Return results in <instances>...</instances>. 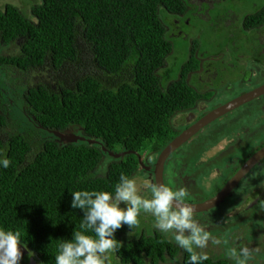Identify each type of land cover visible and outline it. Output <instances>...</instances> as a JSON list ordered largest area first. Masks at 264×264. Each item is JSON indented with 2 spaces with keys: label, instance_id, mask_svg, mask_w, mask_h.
<instances>
[{
  "label": "trees",
  "instance_id": "trees-1",
  "mask_svg": "<svg viewBox=\"0 0 264 264\" xmlns=\"http://www.w3.org/2000/svg\"><path fill=\"white\" fill-rule=\"evenodd\" d=\"M186 8L185 0H41L33 19L15 6L0 9V41H22L20 55L1 61L31 69L25 104L37 126L30 123L28 138L22 128L0 136V155L11 161L0 167V227L21 231L22 245L42 264H54L59 240L79 228L83 211L71 207L70 191H112L121 174L134 177L140 169L136 155L115 158L101 146L157 153L176 135L175 114L199 97L187 81L195 65L182 63L178 79L166 72L172 42L164 21ZM255 12L245 18L250 27L264 24V6ZM24 116L13 117L24 126ZM7 124L0 114V127ZM70 126L98 143H64L48 131ZM36 139L40 147H33ZM258 207L264 210V201ZM130 231L123 225L115 232L116 256L125 262L139 261V244L152 258L170 244L163 235L137 239Z\"/></svg>",
  "mask_w": 264,
  "mask_h": 264
},
{
  "label": "flooded vegetation",
  "instance_id": "flooded-vegetation-1",
  "mask_svg": "<svg viewBox=\"0 0 264 264\" xmlns=\"http://www.w3.org/2000/svg\"><path fill=\"white\" fill-rule=\"evenodd\" d=\"M16 1L28 2L29 9L24 11L16 3H14L13 0H5L3 2V6L0 7V9L5 11L8 5L15 6L22 10L24 16L28 15L27 19H33L32 8L41 2V0ZM185 2L187 3V8L184 13L169 14L170 16L166 20L169 21L170 18L176 17L178 18L176 24H174L172 21H169V24H167L166 21H164L165 28L171 37H173L174 34L184 35L180 26H184L185 23L190 20L189 15L192 11L191 8L195 6L193 2L188 0H185ZM195 7L197 8V11H202V4ZM209 8L210 5L207 3L205 9L208 10ZM183 16L187 17L183 20ZM245 18H247V16ZM245 18L243 20L244 26H240V30H238L237 27L234 29H226L225 26L222 25L221 30L226 32H231L233 30L236 32L237 36L241 37L236 38L237 36L235 37L232 34L228 35V44L232 48V51L222 48L217 53L211 55L205 54L202 56L199 53H196L193 56H190V59L193 58L195 62H189L188 65H195L196 67L187 74V80L193 89L198 92L199 97H197L192 106L175 114L177 115L178 119H173L172 121V129H174L176 132L174 138L212 110L230 102L236 97L244 94L246 91L249 92L253 88L255 89L264 85V73L255 72L257 70L256 65L259 70L261 69L260 66L264 65V24L259 25V27H250L246 24ZM180 19L183 21L181 22ZM218 21L219 19L216 18L215 22ZM256 30L258 31L256 32ZM242 32L249 35L252 32H255V37L257 38H245L247 35L242 34ZM21 43L22 41L20 37L10 41L8 44H4L0 41V114L4 119H7L8 124L12 123V126H15L14 129H19L17 133L22 128L21 133L26 137H30L33 132L32 125L36 126L34 124V118H32L30 115L29 108L25 104V95H27L28 89L31 87L32 83L31 69L27 71H21L12 63L9 65L1 61V59L4 60L5 58L20 55ZM6 49H10L11 53L6 52ZM16 51H19V54H17ZM224 52H227V54L235 53L236 57L240 55L245 56L247 61V69L244 71L247 72L249 70L252 72V79L255 81L254 87L250 89L244 88L245 90H241L242 84L248 83V79L240 82L238 77V80H235L232 77L230 70L225 68L221 69L226 77L218 82L215 81L219 77L215 61L216 59H219ZM221 62L222 61L219 63ZM250 62H253L254 64H251L250 66ZM241 72L242 71H238V74L240 75ZM23 75L24 81H21L20 77ZM38 77L39 76H37V78ZM33 78L36 79L34 76ZM233 83L236 85L235 88ZM230 85H232V87H230ZM230 91H236V93ZM261 97H264V93L257 96L253 101L249 102V104L255 106L256 103L254 102ZM17 111L22 112V115L27 117L26 120L22 119L25 123L24 126L22 125L21 120H17L13 117ZM229 115H232V111H228L224 115L215 118L213 123H211V121V124L208 123L206 126L201 128L200 131H197L194 135H192L183 145L175 149L168 156L164 163L162 170L163 184L170 185L174 188H186L189 194L186 201L187 203H199L216 195V193H218L224 186V182L219 188L215 186L213 188V192L210 194L206 190L214 183H217L216 177L225 171L226 167H230V169L233 168V166H229L233 162H236L237 164L242 161L240 165H237V167L232 170V173L229 175L231 177L241 169L244 163L248 161L254 153L260 150L259 145L262 143L260 141L256 143L257 145L254 148H246L243 150L235 148L234 150L236 152L234 153L230 150H225L223 147L217 152L215 150L210 152V148L207 150H202L200 155L195 149L190 150L186 148L190 145H193L194 143L199 145L206 143L210 138V130L215 131L217 129L218 123ZM30 123L32 124L31 126ZM2 127H0V129ZM48 131L50 130L48 129ZM62 132H64L65 136L67 135L66 133L69 132L80 135V133H78V129L74 128L73 126L63 129ZM9 137L10 136H8L6 139ZM162 149L157 153L150 151L142 155V161L146 166V170H144L143 167H140L138 171H140L145 176L147 182H156V176L154 173L155 162L158 159L159 153L162 151ZM263 201L264 156L259 159L257 164H255L242 175V178L239 180L238 184L221 204L206 211L196 212V216L197 218L201 219L202 223L208 226V231L210 232L212 239L220 238V221L222 220L223 224H225L226 218L230 219V224L234 223L235 220L246 221L250 227L254 228L255 232L258 228V225L264 221V216L262 215L264 214V211H262V209L260 210L258 207L262 206ZM220 206H222V208H220ZM140 221V227L134 230L133 235H131L132 237H137L138 239L139 237L148 235L165 236L153 228L152 225L154 218L150 215H145L142 213L140 216ZM249 229L248 232L251 233ZM259 231L264 232V229H259ZM260 242H262V240H260ZM254 244H257L256 240H254ZM139 245L145 247L143 244ZM165 246L166 247H163L162 251L160 248L156 249V252H160L156 253L157 255L155 258L147 255L145 249L140 247L137 251L138 257H140L138 262H133V260L130 262H125L115 255L114 264H188V257L190 255L189 253L179 248L171 241L169 245L167 244ZM240 246L249 245L247 243H243ZM203 251L207 252V254L210 256V261H204L203 264H218V260H225L226 264H231V262L225 256L223 245L216 246L210 240L208 248ZM261 255L262 257L258 258L257 254H255V264H264V250ZM32 257L35 259L37 264H42L38 261L36 256Z\"/></svg>",
  "mask_w": 264,
  "mask_h": 264
},
{
  "label": "clouds",
  "instance_id": "clouds-1",
  "mask_svg": "<svg viewBox=\"0 0 264 264\" xmlns=\"http://www.w3.org/2000/svg\"><path fill=\"white\" fill-rule=\"evenodd\" d=\"M10 163L6 156L0 155V167L7 169ZM70 192L71 207L81 209L83 216L71 239L59 240L54 264H114L121 248V242L115 238L116 230L127 225L131 229L129 235H133L140 227L142 213L154 218L152 226L156 231L190 254L188 264H203L210 259L203 251L210 240L216 246H224L231 264H254L259 252L251 246L229 247L226 240L212 239L208 226L186 202L189 194L184 187L174 188L160 182L138 185L135 177L121 174L112 191ZM23 237L19 230L0 227V264H19Z\"/></svg>",
  "mask_w": 264,
  "mask_h": 264
},
{
  "label": "rangeland",
  "instance_id": "rangeland-1",
  "mask_svg": "<svg viewBox=\"0 0 264 264\" xmlns=\"http://www.w3.org/2000/svg\"><path fill=\"white\" fill-rule=\"evenodd\" d=\"M5 0H0V7L3 6V2ZM193 2L195 6L202 4V11H197V8L194 6L191 8V13L189 15L190 20L185 23V26H180L182 28V33L184 35H177L174 34L173 37L168 38L172 42V52L167 57L168 67H166V72L168 75L173 79L180 78V75L183 73L182 65L187 63L189 64L190 56H193L196 53L200 55H211L217 53L220 49L225 48L232 51V48L228 44V35L232 34L235 37L237 36L235 31L226 32L222 29V25L225 26L226 29H234L238 28L241 29L240 26L243 25L244 18L248 15L252 16L256 12L255 10L260 7L264 6V0H188ZM21 9L26 11L29 9L28 2H17L13 0ZM209 3L210 8L208 10L205 9V6ZM212 5V6H211ZM218 18L219 21L215 22V19ZM225 18V19H224ZM169 21L177 23L178 18L173 17L170 18ZM169 21H166L169 24ZM259 27V26H257ZM258 30H256L257 32ZM251 33V32H250ZM247 35L245 38H257L255 37V32H252L250 35ZM236 38H241L237 36ZM6 52H10V49H6ZM19 54V51H16ZM222 61L221 63H219ZM216 69L219 73V77L215 80L216 82L224 79L226 76L223 74L221 68L229 69L231 72L232 77L235 80H238V77L241 81L248 79V83L242 84V88H252L254 87L255 81L252 79V72L249 70L246 72L244 70L247 69V61L245 56L240 55L238 57L233 54H227L224 52L219 59L215 61ZM183 63V64H182ZM182 64V65H181ZM254 64L253 62H250ZM227 65V66H226ZM256 65V64H255ZM261 69L259 70L256 65L255 72H262L264 73V65L260 66ZM238 71H242L240 75ZM40 78V75L37 73ZM188 81V80H187ZM263 82V81H262ZM259 83V81H258ZM234 88L236 85L233 83ZM232 87V85H230ZM232 89V88H231ZM235 92L236 91H230ZM254 103H256L255 108L259 109L260 111L264 108V97L257 99ZM253 104V103H252ZM248 110L249 113L256 115L254 112V108L248 104L241 108L236 109L232 115L225 117L222 121H220L217 125V128L222 131V133H231L230 128L233 126V129H238L239 126L243 127L244 124H252L255 120L258 119L256 117L247 118V115L244 112ZM29 118V117H28ZM174 120H177L178 117L175 115L173 117ZM10 123L0 129V136L3 139H6L8 136H12V134L17 133V129H14L15 126ZM28 138V137H26ZM38 146L40 147V140L36 139L33 141V147ZM230 167H226L225 171H227ZM102 170V169H101ZM138 185H142L143 183L147 182L145 176L138 171L137 175H135ZM225 178V176H222ZM217 186L218 188L221 184L214 183L209 188H207V192L210 194L213 192V188ZM123 206V205H121ZM223 206V205H222ZM220 206V208H222ZM262 207V206H261ZM219 208V209H220ZM263 208V207H262ZM262 211H264L262 209ZM264 216V214H262ZM220 230L219 233L221 234L220 239L228 241L229 247H240L241 244L247 243L249 246L253 247L254 249H259V252L256 253L257 257H262V252L264 250V232L259 231V229H264V221H262L259 225L257 230L254 232V228L250 227L246 221L235 220L234 223L230 224L229 220H225V224L223 221H220ZM224 227V228H223ZM250 227V229H249ZM248 229L251 231L250 236H248ZM254 240H256L257 244H254ZM262 240V242H260ZM261 248V249H260ZM255 264V263H254Z\"/></svg>",
  "mask_w": 264,
  "mask_h": 264
},
{
  "label": "water",
  "instance_id": "water-1",
  "mask_svg": "<svg viewBox=\"0 0 264 264\" xmlns=\"http://www.w3.org/2000/svg\"><path fill=\"white\" fill-rule=\"evenodd\" d=\"M25 18H28V15H25ZM264 93V85L259 86L253 90H250L249 92H246L235 99L231 100L230 102L212 110L204 117L197 120L194 124L189 126L187 129L182 131L179 135H177L175 138H173L159 153L158 159L155 162V176H156V182L163 183L162 180V170L164 167V163L167 160L168 156L178 147L183 145L192 135H194L197 131H199L201 128L206 126L208 123L213 121L215 118L220 117L221 115H224L228 111H231L233 108H235L238 105L243 104L244 102L254 98L255 96H258L260 94ZM49 133H51L54 137L57 138V141H62L64 143H72L76 142L78 140H84L88 143H98L94 139L87 138L84 135H78L73 132L66 133L65 136L64 132H58L55 130H50ZM102 150L105 151L108 155L118 158L122 157L123 155L127 153H132L137 156L139 166L143 167L144 170H146V166L144 165V162L142 161V156L138 152H112L108 150L105 146H101ZM264 156V146L260 148L256 153L252 155V157L244 163V165L241 167V169L236 172L231 179H229L225 185L221 188V190L216 193V195L212 196L211 198L199 202V203H189L196 212L206 211L208 209L214 208L221 204L224 199L230 194V192L234 189V187L238 184L239 180L242 178V175L246 173L247 170H249L251 167H253L261 157ZM21 252H22V259L20 260L19 264H37L35 259L32 257L31 252L24 246L20 245Z\"/></svg>",
  "mask_w": 264,
  "mask_h": 264
},
{
  "label": "crops",
  "instance_id": "crops-1",
  "mask_svg": "<svg viewBox=\"0 0 264 264\" xmlns=\"http://www.w3.org/2000/svg\"><path fill=\"white\" fill-rule=\"evenodd\" d=\"M241 90H245V89L241 87ZM256 97L257 96L233 108L231 110L232 114L236 109L248 105L249 102L253 101ZM251 106L254 108V112L256 115L254 116V114L249 113L248 110H246L244 114L247 115V118L256 117L258 119L257 121L255 120L252 124H244L243 127L239 126L238 129H233L232 126L230 128L231 133L228 132L224 134L218 128L215 131L210 130L209 132L210 138L207 140L206 143H203L202 145L194 143L193 145H190L186 148L190 150L195 149L196 152L200 155L202 150H207L210 148V152H212L213 150L217 152L223 147L225 148V150H230L231 152L234 153L236 152L234 150L235 148L242 150L246 148H254L257 145L256 143H258L259 141L262 142L259 145L260 148H262L264 146V108L260 111L259 109L255 108V106L253 105ZM211 123H213V121ZM240 163L236 164V162H233L231 165H229V166H233V168L231 169L229 168L227 171H223L222 173H220L219 176L216 177L217 184L222 185L223 182L226 183L229 179H231L233 175L231 177L229 175L232 173V170L237 167V165H240ZM222 176H225V178H222Z\"/></svg>",
  "mask_w": 264,
  "mask_h": 264
}]
</instances>
